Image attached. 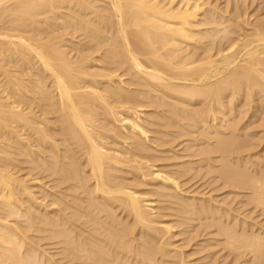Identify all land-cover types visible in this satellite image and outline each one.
I'll return each mask as SVG.
<instances>
[{"label":"bare ground","instance_id":"1","mask_svg":"<svg viewBox=\"0 0 264 264\" xmlns=\"http://www.w3.org/2000/svg\"><path fill=\"white\" fill-rule=\"evenodd\" d=\"M233 7L227 16L208 0H0V264H190L173 229L219 210L203 194H184L183 170L177 176L152 160L174 141L173 128L206 132L241 94L264 101V17L251 24ZM255 133L237 137L246 142L216 135L207 148L222 158L250 153L264 140ZM22 154L39 179L13 171ZM222 163L220 179L251 189L264 209V173ZM171 214L183 224L161 220ZM235 225H217L225 247L264 264V237L237 234Z\"/></svg>","mask_w":264,"mask_h":264},{"label":"rangeland","instance_id":"2","mask_svg":"<svg viewBox=\"0 0 264 264\" xmlns=\"http://www.w3.org/2000/svg\"><path fill=\"white\" fill-rule=\"evenodd\" d=\"M208 1L213 6L218 7L219 11L221 9V13L225 12L224 15H227V16H230V12H231L230 10H232L231 8H234L233 6H236V3H237V5H241V8L243 10L245 9V11H246L247 20L249 17L248 22L251 24L255 22L254 20H256V18L259 19L260 17H264V3H263L264 0H241V1L240 0H208ZM238 2H240L241 4ZM261 2H262V4H261ZM228 7H229V10H228ZM222 9H223V11H222ZM78 39H80V38H78ZM78 39L74 38L73 41L75 40L76 42H78ZM66 40L68 41V39H66ZM75 41H74V43H76ZM66 44H68V42H66ZM95 56H97V54H95ZM95 62L96 61H93L92 64L95 66L97 65L98 68H99L98 65H103L100 62H97V63H95ZM122 71H119V72H122ZM124 81H126V78ZM124 83L126 84V85L123 84V86L125 85V87L127 86L129 88H131V87L135 88L133 86H128L129 85V84H127L128 80H127V83L126 82H124ZM243 95L244 94H241L240 96H238L237 102L233 104L235 108H233V106H232V110H227L228 107H230L229 109H231V106L230 105L226 106L228 104H224V107L226 108L225 112H227L223 115V119L225 118V120H224L225 122L221 120L222 118L218 119L220 121H218V120L215 121L213 126H211L212 125L211 124L208 127L207 126L204 127L206 129V132L203 129V127L200 125H199L200 126L199 128L197 126L194 128H189L188 132L190 131V133L187 132V134L185 131L183 132L181 130H178L177 128H175V129L173 128V130L169 131V134H171V136H174V137L170 138V139L174 140V141H172V144L170 143V145H165L161 148L157 147V149H159V150H155L157 152V153L156 152L155 153L158 154L159 158H161V160L159 158H158V160L157 159L152 160L154 164L157 162L155 165L159 166L160 168L165 167L164 169H166V171H169V172L173 171L174 173H176L177 176H181L179 174H181V172L183 170V172H182V175L184 176V177L182 176L183 178L180 177L181 178L180 179L175 174L174 175L176 178L179 179V181H178L179 183L182 182V184H183V182H184L183 189H182V184L181 183L180 184H181V189L184 190V192L188 191V192L184 193L185 195H189L186 193L191 192L193 194V192H194V193H196V195H195V196H197L196 198L200 199L202 197V194H203V197L207 198L208 201L213 202L215 200V202H214V204L216 205L215 208H217L219 210V212L217 210H214V211L218 212V214L216 212H214V214H217V215H214L212 213L213 211L211 212V214H207V212L206 213L202 212V214H205L208 217H206L205 215H201L200 214L201 212L196 211L195 213H198V212L199 213L194 214V216L196 215L195 216L196 218L194 216H192L196 220H194L193 223L190 222L191 227L189 226V224H186V225H188V226H186L185 224L180 222L178 217L175 218L176 212H173L175 215L171 214V215H174V218H173V216L168 215L171 218H169V217L166 218L167 216H165V217H163V219H161L164 222H168V223H170L171 221H174V223H175V220L177 219L176 221L177 222L179 221L178 223L183 224L182 226H180V224H177L179 226H177V228H174L175 230L173 229V233L176 234V239H174V240L176 241L175 243H177V245H179V246L180 245L184 246L186 244L184 246L185 248H183L184 252H187V253L190 252L193 254V255L191 254L190 259H188L190 264H251L250 263V261H252L251 255L248 254L247 252H246L247 254L244 253L241 257H237L235 254H233L231 252V250H229L228 247L227 248L225 247L226 242L224 243V240L226 237H224V235H222L223 232L222 233L219 232V229L220 228L222 229L223 225L225 227L227 226L226 227L227 229H231V227L232 226L234 227L235 223L238 222L237 225H239V226L235 225L237 227L232 229V230H235V232L237 230V234H239V232L243 233V230H244V233H247V236H250V235L257 236L258 235V236L264 237V209L260 206L255 205L254 202L253 203L251 202V200H252L251 199V197H252L251 196L252 195L251 189L245 188V187L241 188L243 186L237 185V184H231L228 182L224 183L225 180L223 181L222 179H220V177H222V174H223V173L220 174V171L223 169V166L225 167V165H223V163H222V159H223V161H225L224 164L227 163V165L230 161L229 166H231L232 168L237 167L236 165L234 167L232 166V164H237V162H238L237 165L239 168H242L245 164V166L241 170H243V169L245 171L250 170L249 173L248 172L247 173L249 175L251 174V177L253 175L255 177L258 175L257 177H259V173H260V175L262 173H264V140L261 141L263 144L261 143V145L258 146V148L257 147H255V149L252 148L253 152L252 151L250 153L249 152H244V153L239 152L240 156H239V154H236L240 158H242L241 160L239 157H237L235 155V153H233L234 157L232 154H230V156H227V157H225L226 155L223 156L226 159L228 157L232 158L231 160H230V158L227 159V162H226L225 158H222V153H217V152L214 153V151H210L208 149L210 147V145H212L213 143L217 144L216 142L218 141L217 139L219 137L221 139H224L223 137L226 136L225 139H229V138L233 139L231 137H233V135H235V136L237 135L236 139H235V140H239L237 142H243V141L246 142L249 139V138H247L248 135L251 136L252 133L256 132L255 134L257 136H260V135L263 136L264 135L263 132L259 133V131H263L262 130L263 128L260 127V123L264 119V101H260L261 98L257 95L252 96V98H250V101L249 100L245 101L246 98H245V95L244 96ZM173 100H175V99H173ZM257 100L260 102H263V104L260 102L258 104ZM238 101L242 102V104L239 103ZM247 103H248V105H246ZM194 105H197V103ZM243 105H245V106H243ZM260 106L261 107L263 106V107L261 108ZM165 109H168V107H166ZM165 109H163V110H165ZM246 109H247V111H246ZM154 110L155 109L153 108V106L146 107V109L143 108L142 111L144 114L141 117H143V116L147 117V115H145V114H149V113L152 114L154 112ZM157 110H160V109H157ZM233 110H234V112H232ZM245 112H247V113H245ZM254 115H256V116H254ZM187 122L188 121H184V123H187ZM232 122H234V123H232ZM228 124L229 125L232 124V128ZM226 125H227V127L222 128ZM214 126L217 128H219L218 126H220V128H222V129L220 130L219 133H217V134L215 133L212 135V133H214V130H212V129H215ZM243 126H245V128L249 132V133H247V131L245 130L247 133L246 135H245L244 128L242 130ZM247 126L249 127V130H248ZM154 127L155 126L149 127L148 131L150 130L152 132L154 129H157V127H155V128ZM228 127H230V128H228ZM226 128H228V129H226ZM236 128H238L237 131H236ZM222 130H223V132H221ZM238 130H239V132L241 131V135H240V133L238 134ZM233 131H234V133H233ZM26 132H28V133H26ZM26 132H25V134H28V135L31 133L30 131H26ZM151 132H148V136L150 138H153L156 140V138L158 137L157 133L155 134L154 133L155 131H153L152 133L154 135L153 134L151 135L150 134ZM174 132H175V135L177 137L174 135ZM176 133H182L183 136H182V134L180 136L179 134L177 135ZM228 133H230V134H228ZM216 135H219L218 138ZM171 136L169 135V137H171ZM228 136H229V138H228ZM239 136L241 138L242 137L244 138L247 136L245 138L246 141H245V139H243V141H241L240 138H237ZM150 138H149V141H151V142H149V144L151 143L152 146H156L157 145L156 142H153L154 140L150 139ZM175 138H177V139H175ZM254 139H252V140H254V142H256V139H258V138L256 137ZM34 142L35 141L32 140V145H33L32 150L34 149L33 151H35V153H37V142H35V143ZM215 144H213V145L215 146ZM213 145L211 147H213ZM188 147H190V148H188ZM168 149H170L169 150L170 152L168 151ZM206 149L209 150L210 152L207 151ZM204 150H206L207 152ZM159 151L162 152L163 154H161ZM158 152L160 153V155ZM174 154H175V156L172 157V155H174ZM169 155H171V157H172L171 160H169L170 159ZM19 156H17V161L19 158L18 167L17 166L14 167L13 171L17 172L21 177L29 176L27 178L37 179V176H38V179H39V176L41 177V174H37V169H33L34 168L33 166L35 164H33V163L30 164L29 162H27L28 158H27V156L25 157L24 154H22L20 157ZM160 156H162V157H160ZM249 156L250 157L252 156V157L250 158ZM237 158H238V161L236 162ZM244 160L245 161L247 160V161L245 162ZM231 162H233V163L231 164ZM243 162H244V164H243ZM240 164H241V166H240ZM172 166H174L175 168ZM29 168L30 169L32 168L33 171L30 170ZM185 168L188 170H186ZM176 169H177V171H176ZM178 170L180 172H178ZM184 171H186V172H184ZM129 175H127V178L130 181V179L132 178L131 177L132 175H130V176ZM262 175H264V174H262ZM42 182H43L42 186H44V189L49 191V189L52 185V182L50 183V180L47 178L43 179ZM47 182H49L50 184H48ZM236 185H237V187H236ZM137 188L139 191H142V192L143 191L148 192L146 189H148L149 191L151 189V187H149V186H147V188L145 186H142L140 188L137 187ZM50 191H52V190L50 189ZM199 193H200V195H198ZM148 194L150 195L151 193L148 192ZM192 194H190L189 196H191ZM151 196L152 195L149 196L151 199L156 198V197H154V195H153V197H151ZM42 199H43V197H42ZM188 199L192 200L189 197H188ZM207 200H206V202H208ZM44 201H46V202H44ZM44 201H43V203L47 204L49 202V198L47 197ZM171 211H173V210H171ZM161 212L163 213L164 211H161ZM224 212H226V214ZM163 214H166V211ZM199 214H200V216H199L200 218L198 219L197 215H199ZM210 215H211V218L209 217ZM125 216H127L125 213H123L121 215V217H123V218H126ZM202 216H204V218ZM215 222H216V224H215ZM173 224L171 223V225H173ZM175 224L173 227H176ZM211 224H214V225H211ZM218 224H219L220 228H219V226H217ZM192 225H195V226H192ZM217 228H219V229L217 230ZM221 229H220V231H221ZM179 231H180V233L181 232L182 233L185 232V233L183 235H181L182 233L181 234L179 233V236L177 238V234ZM248 233H250V234L248 235ZM191 238H192V241H190ZM47 241L46 240L41 241L40 245L45 246L47 244ZM51 250L52 249H50L49 252H52V253L57 252V250H55V251L54 250L51 251ZM53 256L55 259V255H53ZM59 257H60V260L63 258V256L61 257L58 255L56 257V260H59ZM63 259L65 262H62L61 264H64V263L74 264V263H76V262L68 261L67 258L66 259L63 258ZM60 260L58 261V263L60 262Z\"/></svg>","mask_w":264,"mask_h":264}]
</instances>
